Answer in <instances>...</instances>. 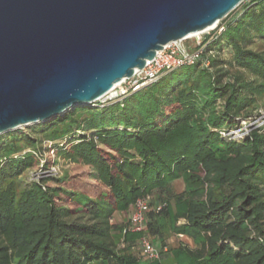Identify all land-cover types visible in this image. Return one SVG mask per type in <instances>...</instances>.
<instances>
[{"label": "trees", "instance_id": "trees-1", "mask_svg": "<svg viewBox=\"0 0 264 264\" xmlns=\"http://www.w3.org/2000/svg\"><path fill=\"white\" fill-rule=\"evenodd\" d=\"M217 28L202 41L206 68L0 135V264H161L138 258L140 235L112 222L153 194L164 206L148 214L150 235L163 244L161 219L196 245L171 248L173 264H264V122L219 133L264 109V0ZM61 158L86 170L24 182Z\"/></svg>", "mask_w": 264, "mask_h": 264}, {"label": "water", "instance_id": "water-1", "mask_svg": "<svg viewBox=\"0 0 264 264\" xmlns=\"http://www.w3.org/2000/svg\"><path fill=\"white\" fill-rule=\"evenodd\" d=\"M244 0H0V135L103 99Z\"/></svg>", "mask_w": 264, "mask_h": 264}, {"label": "built area", "instance_id": "built-area-1", "mask_svg": "<svg viewBox=\"0 0 264 264\" xmlns=\"http://www.w3.org/2000/svg\"><path fill=\"white\" fill-rule=\"evenodd\" d=\"M217 25L215 27H217ZM202 37L201 34L192 37L195 39L194 45L196 47V50L192 53L188 52V47L183 48L181 46L180 43L183 40L178 43L174 42L166 45L162 50L156 52L152 60L146 62L143 69L135 71L130 78L123 79L118 86L111 90L103 99L97 102L103 106L105 104L121 100L129 94L158 81L162 75L183 66H191L200 62L202 67H208V60L207 58H203V56L205 55L204 57H206L209 54H212V52L205 53L204 50L206 44H202V41L204 40ZM190 38L191 37L187 39ZM175 45L179 46V48H175ZM258 114V119H256L255 122L262 124L264 122V110H259ZM236 129L237 128L229 131H220L219 133L223 137H229L232 139L233 137L230 136L231 131H236ZM244 134L245 133L241 132L240 137ZM53 166H50L49 169L43 171L45 172L44 176L53 175L55 171ZM151 198L152 197L149 195L139 198L131 205L130 215L128 217L127 224L123 229V234L133 233L140 235L134 248L137 249V257L144 261L159 260L161 254L167 252L165 246H161L159 248L155 247L150 239L149 233L147 232V218L149 212L151 211ZM163 206L164 204L157 203L153 208V212L158 213L161 211ZM178 224H180V222H178ZM177 236L182 238L183 234L179 233Z\"/></svg>", "mask_w": 264, "mask_h": 264}, {"label": "rangeland", "instance_id": "rangeland-1", "mask_svg": "<svg viewBox=\"0 0 264 264\" xmlns=\"http://www.w3.org/2000/svg\"><path fill=\"white\" fill-rule=\"evenodd\" d=\"M253 1L254 0H244L237 8H235L232 12H230L227 15V17H225L223 19V24L228 22L230 17L234 16L236 13H239L245 5L251 4ZM217 27H218V25H217ZM217 27H215L209 31L203 32L201 34V37L203 36L202 38H204L205 36L211 34L213 31L218 29ZM191 38L187 39V40H183L180 43L183 48L188 47L189 53H192L196 50V47L194 45L195 39L194 38L191 39ZM175 48H179V46L175 45ZM93 104H99L100 105V103H93ZM262 108H264V107H262ZM260 110L263 111L264 109H260ZM256 119H258L257 115H254L251 118V120H249V121H244L242 119L238 120L239 125L236 127L237 128L236 131L235 130L231 131L230 136L235 139V138H238L241 136V132H243L245 134L250 133L252 128L261 125V124L255 122ZM32 125H35V124H32ZM32 125L27 126V127H20L16 130H21V132H28ZM45 146L48 147V144H45ZM44 158L50 159L52 161L54 159L53 152L44 153ZM43 162L44 161H42V163ZM51 166H53V165H51ZM53 167L55 169V171L52 175L53 177H61L63 174H65V172L69 173L70 175H76V174H80V173L82 174L84 172V170H86L85 166H83L82 164L77 165V164L68 162L66 160H63L62 158L58 159L56 161V165H54ZM43 171H45V170L41 169V166L37 167L36 169L34 168L33 170H30L29 173L24 175L25 176L24 182H29L30 180H39L40 178H42L44 176L45 172H43ZM182 188H183V184L181 181H177L173 184V191L174 192H180L182 190ZM151 197L152 198H151L150 210L153 211L154 210L153 208L156 206L157 203H159V201L156 199L157 198L156 194H153ZM130 211H131V206L129 207V209L127 211L116 213L114 215L112 222H114L116 224H117V222H119L122 225L126 226L127 221H128V217L130 215ZM159 222L161 224V230H162V235H163V244L159 241V239L157 237L150 235L148 229H147V232L149 233L150 239H151V241L155 247L159 248L161 246H165L167 249V252L161 254V259H160L161 264H173L174 263L172 255L170 254V251H169L173 247H177L178 245L187 246L189 248L196 247V245L194 244L193 240L190 237L183 234L182 238H179L177 236V233H174L169 228L167 222H165L164 220H161V219ZM125 226H124V228H125ZM121 234H123V230H122ZM116 235H118V234L116 233ZM122 247H123V243L121 241L120 244L118 245V248L120 249ZM132 252L137 256V249L136 248H133Z\"/></svg>", "mask_w": 264, "mask_h": 264}, {"label": "bare ground", "instance_id": "bare-ground-1", "mask_svg": "<svg viewBox=\"0 0 264 264\" xmlns=\"http://www.w3.org/2000/svg\"><path fill=\"white\" fill-rule=\"evenodd\" d=\"M214 27H215V26H212V27L207 28V29H205V30H203V31H201V32L191 34V35L188 36V38H189V37H193V36H198L199 34H202L203 32L209 31V30L213 29ZM178 42H180V41H176L175 43H178ZM171 43H174V42H171ZM168 44H170V43H168ZM168 44H167V45H168ZM164 47H165V46H164ZM164 47H163V48H164ZM135 71H137V70H135ZM118 85H119V83L116 84L114 87H116V86H118Z\"/></svg>", "mask_w": 264, "mask_h": 264}]
</instances>
